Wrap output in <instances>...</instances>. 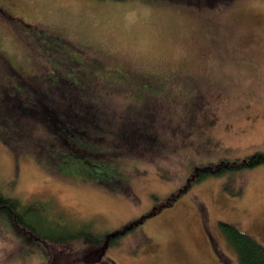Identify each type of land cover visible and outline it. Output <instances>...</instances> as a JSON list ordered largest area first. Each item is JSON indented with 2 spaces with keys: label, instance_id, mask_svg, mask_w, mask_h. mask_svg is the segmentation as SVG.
<instances>
[{
  "label": "rangeland",
  "instance_id": "obj_1",
  "mask_svg": "<svg viewBox=\"0 0 264 264\" xmlns=\"http://www.w3.org/2000/svg\"><path fill=\"white\" fill-rule=\"evenodd\" d=\"M72 110L103 126L56 151ZM254 153L264 0H0V188L81 233L0 220V264H238L219 223L264 246V162L236 164Z\"/></svg>",
  "mask_w": 264,
  "mask_h": 264
},
{
  "label": "trees",
  "instance_id": "obj_2",
  "mask_svg": "<svg viewBox=\"0 0 264 264\" xmlns=\"http://www.w3.org/2000/svg\"><path fill=\"white\" fill-rule=\"evenodd\" d=\"M23 77V75H22ZM99 101V100H98ZM100 102V101H99ZM98 102V103H99ZM101 103V102H100ZM68 111L66 114H69L70 116H67L63 114V121L68 124V129L65 130L63 135H58V144L56 145L54 149L56 151L63 150V146H65L67 137L72 136L74 131L77 130V128H88V127H96L98 130L101 126H103V123L101 124L100 116L98 117H84L80 116L79 114ZM73 113V116L70 114ZM50 115H48L46 118L50 120ZM74 118H77V121H75ZM103 118V116H102ZM55 130H58L56 128ZM50 133H52V130L50 129ZM77 136V135H76ZM55 146V144H51ZM72 147L74 149L81 150L80 149V142L72 141ZM264 162V153H254L242 161H238L236 164L239 167H252L256 164H260ZM234 165L229 166L228 168H233ZM222 169V167H219V171ZM53 169L60 171L58 167L55 168L53 165ZM224 169V168H223ZM218 170H215L214 173L219 172ZM210 173V172H209ZM34 204H28V205H21L20 201L15 198L11 197L3 192V190L0 188V213L4 214V216H1V219L4 222H6L7 225H13L14 227H20L22 230H26L27 234H30L35 240H44L45 242H61L66 241L70 238L79 236L80 232L77 233H66V234H56L50 229L48 231H44L42 225H45L46 222H42L41 218H39V213L43 211L42 208L39 207V212L37 209H34ZM34 211L36 213H34ZM28 215H33L37 220V224H34V221L31 217ZM3 218V219H2ZM55 226H59L58 224H55ZM219 228L222 232V235L224 239L226 240L228 246H230L236 254V260L238 264H264V246L259 243L255 238H253L248 233L240 230L235 225L227 223V222H220ZM62 233V232H59ZM88 240V239H87ZM95 242H92V241ZM92 243H100L103 241L102 236H99L95 239H92ZM112 244L114 240H109ZM45 244V243H44ZM106 245V242L104 243ZM46 253L48 255V264H52L54 258L51 255V252L46 250ZM56 256V255H55ZM57 257L60 258V254H57ZM65 264V261L63 262ZM67 264V263H66ZM110 264H113L110 262Z\"/></svg>",
  "mask_w": 264,
  "mask_h": 264
},
{
  "label": "flooded vegetation",
  "instance_id": "obj_3",
  "mask_svg": "<svg viewBox=\"0 0 264 264\" xmlns=\"http://www.w3.org/2000/svg\"><path fill=\"white\" fill-rule=\"evenodd\" d=\"M215 165V164H214ZM228 166H231V165H228ZM212 168V164H210V165H205V166H203V167H201V168H197L195 171H197V173L199 174H201L202 172H204V171H206V172H213L214 170L213 169H211ZM219 169V168H218ZM198 174H197V176H195L194 178H193V180L194 179H197L198 178ZM197 177V178H196ZM109 237H111V236H109ZM109 237H107L106 239V243L108 242V239H109ZM47 249V248H46Z\"/></svg>",
  "mask_w": 264,
  "mask_h": 264
},
{
  "label": "water",
  "instance_id": "obj_4",
  "mask_svg": "<svg viewBox=\"0 0 264 264\" xmlns=\"http://www.w3.org/2000/svg\"><path fill=\"white\" fill-rule=\"evenodd\" d=\"M114 235H115V234H114ZM114 235H113V234H112V235L110 234V236H114Z\"/></svg>",
  "mask_w": 264,
  "mask_h": 264
}]
</instances>
